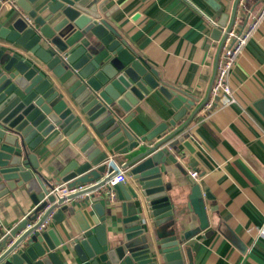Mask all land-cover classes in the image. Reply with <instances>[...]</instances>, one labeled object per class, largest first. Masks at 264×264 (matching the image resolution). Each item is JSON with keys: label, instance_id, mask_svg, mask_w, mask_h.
Returning <instances> with one entry per match:
<instances>
[{"label": "water", "instance_id": "obj_1", "mask_svg": "<svg viewBox=\"0 0 264 264\" xmlns=\"http://www.w3.org/2000/svg\"><path fill=\"white\" fill-rule=\"evenodd\" d=\"M205 1L214 7L213 0ZM241 1L235 0L226 32L216 30L221 41L207 97L176 127L196 100L161 85L120 38L108 21L118 11L113 0H0V201L23 189L34 205L0 239V264H186L183 245L196 234L198 221L201 231L209 228L205 198L213 197L189 179L191 223L182 231L183 217L181 212L176 217L163 179L168 161H178L164 146L183 144L193 151L185 137L174 138L209 100ZM156 89L178 114L169 124L137 137L126 127L130 116L123 114ZM82 118L103 146L92 139ZM169 125L176 129L166 134ZM55 134L52 149L67 140L78 152L51 182L42 176L33 152ZM109 152L126 156L123 169L141 189L140 205L123 184L108 185L118 174ZM61 186L78 191L53 193ZM112 190L122 203V217L114 221L107 219L104 205ZM51 221L69 224L65 238L50 227Z\"/></svg>", "mask_w": 264, "mask_h": 264}, {"label": "crops", "instance_id": "obj_2", "mask_svg": "<svg viewBox=\"0 0 264 264\" xmlns=\"http://www.w3.org/2000/svg\"><path fill=\"white\" fill-rule=\"evenodd\" d=\"M213 1L214 7L205 0H113L118 11L108 21L120 38L156 73L161 85L196 100V106L176 127L185 124L207 97L221 41L216 30L227 28L232 19L235 0ZM263 2L245 0L240 4L235 22L238 30L247 20L246 11L261 7ZM49 76L72 103L64 88L52 74ZM229 85L235 103L220 97L214 111L201 110L174 138L185 137L192 152L183 144L174 149L164 146L178 161H168V173L163 179L176 217H183L182 231L189 230L191 223L187 208L192 189L189 179H193L190 171L199 174L193 180L213 197L211 201L205 198L209 228L201 231L198 221L196 234L183 245L186 264H264V22L244 48ZM177 114L171 101L156 89L143 95L139 104L123 117L130 116L126 127L133 135L145 137L160 125L169 124ZM82 120L92 139L103 146L97 132ZM175 129L169 125L166 134ZM55 136L33 152L42 176L51 182L78 152L67 140L52 149L49 145ZM108 154L114 159L113 169H123L126 156ZM127 175L123 185L140 205L141 189L128 171ZM104 205L108 220L122 217L118 199L111 203L108 198ZM33 209L30 195L23 189L1 200L0 239ZM49 225L61 238H65L66 230H71L67 222L58 225L51 221Z\"/></svg>", "mask_w": 264, "mask_h": 264}, {"label": "built area", "instance_id": "obj_3", "mask_svg": "<svg viewBox=\"0 0 264 264\" xmlns=\"http://www.w3.org/2000/svg\"><path fill=\"white\" fill-rule=\"evenodd\" d=\"M245 0L241 1V4ZM247 24L245 28H238L234 26L228 33V36L223 45L217 67V75L212 86L210 97L207 103L203 107V111L211 112L216 108V102L220 97H227L229 103H235L236 99L229 85V77L234 70L238 59L240 58L247 43L253 37L259 26L264 22V2L259 8H252L246 11ZM227 28H222V34L226 32ZM190 176L197 180L199 174L197 172L190 171ZM128 179L127 170L118 169V174L108 183L113 187L118 184H125ZM76 190L68 191L66 187H57L53 193H63L64 195L74 193ZM117 199L116 193L112 190L109 193V201L115 202Z\"/></svg>", "mask_w": 264, "mask_h": 264}]
</instances>
